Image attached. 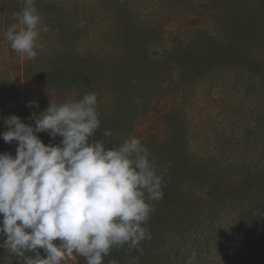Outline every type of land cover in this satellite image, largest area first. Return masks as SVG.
<instances>
[{
  "label": "rangeland",
  "instance_id": "1",
  "mask_svg": "<svg viewBox=\"0 0 264 264\" xmlns=\"http://www.w3.org/2000/svg\"><path fill=\"white\" fill-rule=\"evenodd\" d=\"M36 7L48 31L26 59L4 38L23 4L0 0V133L2 118L34 124L32 113L50 99L94 91L101 114L94 138L111 147L138 137L167 169L148 221L152 239L142 253L114 249L104 264L134 256L137 264H185L192 251L195 264H264V0H36ZM33 100L39 107L28 106ZM38 135L45 144L62 139ZM15 149L0 138V152ZM19 259L0 248V264Z\"/></svg>",
  "mask_w": 264,
  "mask_h": 264
},
{
  "label": "clouds",
  "instance_id": "2",
  "mask_svg": "<svg viewBox=\"0 0 264 264\" xmlns=\"http://www.w3.org/2000/svg\"><path fill=\"white\" fill-rule=\"evenodd\" d=\"M21 2L13 13L19 23L8 26L4 38L14 52L34 59L48 27L36 0ZM97 101L94 91L59 103L50 99L45 110L32 113L34 124L15 114L2 118L0 138L16 142V149L15 155L0 152V248L20 258L18 264H75L78 257L104 264L114 249L142 253L141 243L152 239L148 221L154 202L163 199L167 169L138 137L111 147L95 139ZM28 106L39 107L35 100ZM41 132L62 139L45 144ZM196 257L192 251L185 264H195ZM137 262L138 256L129 260Z\"/></svg>",
  "mask_w": 264,
  "mask_h": 264
}]
</instances>
